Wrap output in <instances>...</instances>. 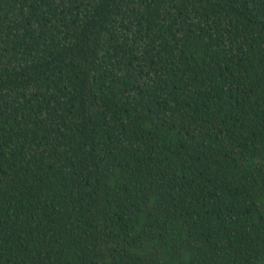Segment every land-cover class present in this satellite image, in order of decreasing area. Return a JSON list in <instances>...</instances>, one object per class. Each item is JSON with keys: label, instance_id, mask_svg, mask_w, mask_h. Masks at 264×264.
Returning a JSON list of instances; mask_svg holds the SVG:
<instances>
[{"label": "trees", "instance_id": "obj_1", "mask_svg": "<svg viewBox=\"0 0 264 264\" xmlns=\"http://www.w3.org/2000/svg\"><path fill=\"white\" fill-rule=\"evenodd\" d=\"M0 264H264V0H0Z\"/></svg>", "mask_w": 264, "mask_h": 264}]
</instances>
